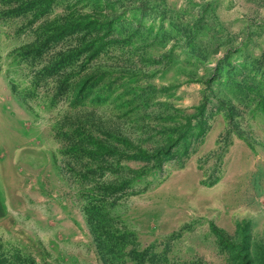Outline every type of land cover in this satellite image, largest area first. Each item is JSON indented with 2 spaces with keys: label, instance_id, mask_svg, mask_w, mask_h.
Returning a JSON list of instances; mask_svg holds the SVG:
<instances>
[{
  "label": "rangeland",
  "instance_id": "obj_1",
  "mask_svg": "<svg viewBox=\"0 0 264 264\" xmlns=\"http://www.w3.org/2000/svg\"><path fill=\"white\" fill-rule=\"evenodd\" d=\"M7 8L0 0V206L24 229L0 218L10 264H66L73 220L88 264H139L132 250L142 264H264V0H54L39 18ZM55 20L83 26L22 57ZM186 115L206 120L204 135L190 129L160 166L133 173L146 164L138 150L166 145ZM114 180L123 190L103 198Z\"/></svg>",
  "mask_w": 264,
  "mask_h": 264
},
{
  "label": "trees",
  "instance_id": "obj_2",
  "mask_svg": "<svg viewBox=\"0 0 264 264\" xmlns=\"http://www.w3.org/2000/svg\"><path fill=\"white\" fill-rule=\"evenodd\" d=\"M8 4V8L4 11L5 15H20V14H27L31 13L34 18H39L48 11H50L51 6L54 2V0H4ZM81 26L83 24L81 22H73V21H64L63 23L59 21H52V22H43L41 23L36 31H37V37L36 40L28 43L26 45H23L22 47L18 48V53L24 57V58H31V59H38L44 51L52 47L56 42H59L61 39H63L66 34L72 33L75 31H78L81 29ZM84 48L86 47H78L76 54L79 55L84 51ZM97 50V46H95V53ZM74 50L67 53V55L60 56L55 58L48 66L45 68V72L48 74H54L58 72V70L65 66L69 60L73 58ZM93 54V52H92ZM61 88L63 87L60 85ZM60 88V89H61ZM25 92L30 91L32 92V89L29 90V88H24ZM29 92V93H30ZM203 108H197V110H202ZM199 113V112H198ZM192 117L193 115H186L183 116V118L186 120V123L180 124V126H183L184 128L178 131H175L173 137L170 136L168 138V143L163 146H159L155 148L153 151L149 152L143 149H139L138 153L135 154L136 158H141L146 164L144 167H142V170L138 171L135 170L133 173H142L145 171L150 170L152 167L158 165L160 166L165 159H168L169 155L174 154V146L185 136H187V133L190 129H196L198 130V133H193L194 135H204V133L208 129V125L206 120L203 118H199L195 125H192ZM93 140V139H92ZM95 143V146L101 150L107 149L101 141H93ZM101 189L103 191H100L102 193L103 198H107L109 195L113 194V192H117L119 190H123V182L121 180H114V181H107L106 183H103L101 186ZM127 188V187H126ZM129 188V187H128ZM129 190V189H128ZM128 192V191H127ZM90 207H88L89 209ZM93 210H97L99 206L94 205L91 207ZM91 218V217H90ZM216 233H220L223 236V231L217 227L213 228ZM96 230L99 231V240L102 241V239H105V241L112 240L111 231L105 229V227H100L98 225V228L96 227ZM225 239V238H224ZM229 239V237H227ZM124 249L121 247L120 252L122 253V250ZM104 250L106 252H109L110 254L115 251V247L112 244V241L109 243H105ZM0 264H10V260L8 254L6 252L0 251ZM136 254L134 255V258L138 260L139 264L144 263V255L146 253H138L136 250H132ZM20 260H22L25 264H38L35 259L33 258H21L18 257ZM242 262L240 261L239 264H246V256L241 257ZM14 264V263H11Z\"/></svg>",
  "mask_w": 264,
  "mask_h": 264
},
{
  "label": "crops",
  "instance_id": "obj_3",
  "mask_svg": "<svg viewBox=\"0 0 264 264\" xmlns=\"http://www.w3.org/2000/svg\"><path fill=\"white\" fill-rule=\"evenodd\" d=\"M1 167V165H0ZM13 217L11 218V216H9L8 214V209L5 207H1L0 206V218L1 219H6L5 221L8 222L9 224H11V226H14L15 229L17 230H24L23 229V224H22V219H20L19 215L22 216V214L17 211L14 212H10ZM62 216H60L61 218ZM71 220H73V218H71ZM57 223L58 224H61ZM74 223V224H73ZM33 225L36 226V224L33 222ZM69 225H75L78 231V234L74 236L73 242H69V244L67 245H71L70 248H68V250L66 251H62L60 250V260L61 262H64L66 264H88V258H90V261H93V257H95V253H94V249L92 248L91 241L89 239H85L84 235L81 233V229L83 228L82 225L77 222L76 220L70 221V223H68ZM60 238H62V235L60 236ZM61 240V239H60ZM59 241V240H58ZM61 244V242H60ZM61 249V247H60ZM64 254H70L71 256L68 257L69 260H67L66 258L61 256ZM38 254L41 255V253Z\"/></svg>",
  "mask_w": 264,
  "mask_h": 264
},
{
  "label": "bare ground",
  "instance_id": "obj_4",
  "mask_svg": "<svg viewBox=\"0 0 264 264\" xmlns=\"http://www.w3.org/2000/svg\"><path fill=\"white\" fill-rule=\"evenodd\" d=\"M208 204V203H207ZM218 206V205H217ZM202 209V208H201Z\"/></svg>",
  "mask_w": 264,
  "mask_h": 264
}]
</instances>
